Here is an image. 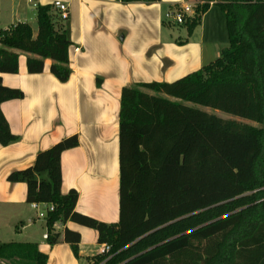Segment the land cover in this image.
I'll use <instances>...</instances> for the list:
<instances>
[{"label":"trees","instance_id":"obj_1","mask_svg":"<svg viewBox=\"0 0 264 264\" xmlns=\"http://www.w3.org/2000/svg\"><path fill=\"white\" fill-rule=\"evenodd\" d=\"M199 1L202 6L186 22L189 34L214 4L224 13L229 47L177 81L123 88L118 223L78 212L76 189L62 193L61 158L79 147L78 135L8 176L11 183L27 184V203L54 206L45 218L49 246L63 238L79 257L81 234L55 230L58 223L72 222L97 231L98 243L110 246L94 264H264V0ZM37 22L36 38L27 23L0 32L3 147L18 137L1 106L24 93L5 86L2 75L19 73L21 55L27 56L29 74H42L46 60L59 81L72 74L69 21L48 5L38 6ZM48 262L37 243H0V264Z\"/></svg>","mask_w":264,"mask_h":264},{"label":"crops","instance_id":"obj_2","mask_svg":"<svg viewBox=\"0 0 264 264\" xmlns=\"http://www.w3.org/2000/svg\"><path fill=\"white\" fill-rule=\"evenodd\" d=\"M24 1L0 0V17L7 9L10 20L0 23L1 31L19 23L30 25L28 20L33 19L27 16ZM57 1L69 7L73 41L69 81L63 83L51 73V60L45 61L42 74H29L26 55L20 57L18 74L2 75L4 85L21 90L24 97L1 106L18 141L0 145V243H37L49 256L48 264H81L63 238L53 247L48 245L46 221L39 217V209L27 203V184L11 183L8 176L33 165L40 152L78 135L79 147L61 158L62 193L76 189L78 212L108 224L118 223L123 88L177 81L206 66V57L219 58L222 50L212 40L211 48L205 49V22L214 4L198 26L201 39H192L195 29L185 40H178L166 28L171 23L162 21V8L167 13L183 0H28V4L33 13L38 6H54ZM31 28L36 38L39 30ZM66 228L82 236L78 258L87 260L83 264H94L103 249L97 231L72 222L55 226L61 233Z\"/></svg>","mask_w":264,"mask_h":264},{"label":"rangeland","instance_id":"obj_3","mask_svg":"<svg viewBox=\"0 0 264 264\" xmlns=\"http://www.w3.org/2000/svg\"><path fill=\"white\" fill-rule=\"evenodd\" d=\"M34 1H36V0H34ZM195 2L199 3L200 1L195 0ZM201 6H202V4L197 5L195 7V11H197V9H199ZM24 8H25V10H27L26 11V13L28 14L27 16L31 17V19H33V20H28L30 23V26H33L35 29H38L37 13H36L37 9H34L33 10L34 12L32 13V11H31L32 5L28 4V0L24 1ZM165 15H166V9H165V7H163L162 8V21L164 23H166V21H167L165 18ZM34 18H35V20H34ZM191 18H193V16ZM28 19H30V18H28ZM8 20H9V13L6 9V11H4V13H2V16L0 17V23L1 22H3V23L8 22ZM167 22L171 23V25H166L167 26L166 28L168 30H171L174 34V37H176L178 40H180V39L185 40L188 37V27L186 26V23L179 25V24H176L174 21H167ZM0 27H1V24H0ZM201 30L202 29L200 27H198V29L196 28V31L194 32V35L192 37L193 40H195V39L200 40L201 39V37H200L202 34ZM0 32H1V30H0ZM205 37H206V41H205V43H206L205 49L206 50L211 48V45H210L211 40L215 41L214 44H216L217 47L221 50H224V49L229 47V36H228V30H227V25H226V19H225L224 13L222 12L220 7H218V6L212 7L211 13L206 18ZM211 59H212V57L210 58V60L208 57H206L205 65L209 64L212 61L217 60L218 58H213L212 60ZM198 107L200 109L207 111V112L216 114L217 116L224 118V119H235L238 121L245 122L244 120L234 118V117H232L226 113L220 112V111H215V110H212L209 108H204L201 106H198ZM250 124L258 127V125L254 124V123H250ZM41 222H44V220L42 219ZM73 254H74V252H73ZM74 256L77 260L80 261L81 264H83L84 262H87L86 259H79L75 254H74Z\"/></svg>","mask_w":264,"mask_h":264},{"label":"built area","instance_id":"obj_4","mask_svg":"<svg viewBox=\"0 0 264 264\" xmlns=\"http://www.w3.org/2000/svg\"><path fill=\"white\" fill-rule=\"evenodd\" d=\"M139 2H153L154 0H136ZM194 0H183L180 5L173 6L169 9L165 15L167 21H174L176 24L182 25L187 22L188 19H191L195 15V7L200 5ZM55 10L59 13L62 20H69V7L61 1H57L54 4ZM35 208L40 210L39 217L45 219L48 212L54 211V206L48 204H33ZM43 208V209H42ZM45 239H48V234L44 236ZM110 252V246L103 245L101 254H107Z\"/></svg>","mask_w":264,"mask_h":264}]
</instances>
